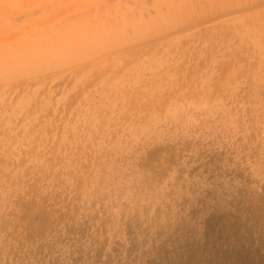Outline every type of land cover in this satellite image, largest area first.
I'll list each match as a JSON object with an SVG mask.
<instances>
[{
  "label": "rangeland",
  "instance_id": "374dc122",
  "mask_svg": "<svg viewBox=\"0 0 264 264\" xmlns=\"http://www.w3.org/2000/svg\"><path fill=\"white\" fill-rule=\"evenodd\" d=\"M0 264H264V0H0Z\"/></svg>",
  "mask_w": 264,
  "mask_h": 264
},
{
  "label": "bare ground",
  "instance_id": "6f19581e",
  "mask_svg": "<svg viewBox=\"0 0 264 264\" xmlns=\"http://www.w3.org/2000/svg\"><path fill=\"white\" fill-rule=\"evenodd\" d=\"M258 2H259V1H258ZM258 2H257V4H258ZM255 4H256V3H255ZM257 4H256V5H257ZM250 5H251V4H250ZM129 49H130V48H129Z\"/></svg>",
  "mask_w": 264,
  "mask_h": 264
}]
</instances>
